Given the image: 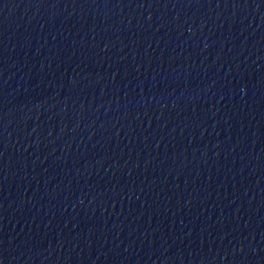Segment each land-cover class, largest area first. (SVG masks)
Returning a JSON list of instances; mask_svg holds the SVG:
<instances>
[{
    "label": "water",
    "instance_id": "water-1",
    "mask_svg": "<svg viewBox=\"0 0 264 264\" xmlns=\"http://www.w3.org/2000/svg\"><path fill=\"white\" fill-rule=\"evenodd\" d=\"M0 264H264V0H0Z\"/></svg>",
    "mask_w": 264,
    "mask_h": 264
}]
</instances>
